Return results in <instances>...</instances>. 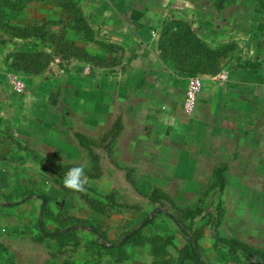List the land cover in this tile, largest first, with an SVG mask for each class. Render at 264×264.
Returning a JSON list of instances; mask_svg holds the SVG:
<instances>
[{
	"label": "rangeland",
	"instance_id": "rangeland-1",
	"mask_svg": "<svg viewBox=\"0 0 264 264\" xmlns=\"http://www.w3.org/2000/svg\"><path fill=\"white\" fill-rule=\"evenodd\" d=\"M133 3L146 9L147 35L104 46L55 52L37 39L26 48L0 31V264H264V159L253 149L262 144L241 143L187 102L194 76L226 82L252 63L264 79L253 61L264 55V0H135L130 15ZM50 5L15 22L59 19ZM179 21L226 46L217 72L184 73L164 57L161 33ZM23 49L50 57L23 70L11 65ZM152 90L163 100L143 99ZM80 164L86 190L66 189Z\"/></svg>",
	"mask_w": 264,
	"mask_h": 264
},
{
	"label": "crops",
	"instance_id": "crops-1",
	"mask_svg": "<svg viewBox=\"0 0 264 264\" xmlns=\"http://www.w3.org/2000/svg\"><path fill=\"white\" fill-rule=\"evenodd\" d=\"M125 1L123 4L120 3L121 1L118 2V0L80 1V5L99 41H106L111 36L116 38V35L120 33L128 35V33L133 32L138 38L147 35L148 27L143 20V14H146V9L136 8V3H133V11L132 15H130L129 7L131 2L135 0ZM51 4L50 6H55V4ZM32 7L21 14L29 12L33 9ZM260 36H263L260 42L261 46H257V48H264V34ZM117 42L122 44L123 41L118 40ZM262 52L264 53V50ZM150 55V50L144 49L142 51V56H144L146 61ZM99 56L105 58L102 54ZM253 61L256 66H261V70L264 68L263 54L259 56L256 54ZM250 64L252 67V63ZM251 67L243 65L232 70L230 78L226 82H220L217 77L212 75H203L204 81L198 97L196 111H198L200 119H206L213 125L225 127L227 133L230 132L241 143L262 144L261 147L257 146L253 149H256L255 152L257 151L260 157L264 159V79L259 80L255 77L258 76V73L252 72L251 69L254 70L255 68ZM147 82V80L142 81L145 84ZM141 85L143 84L139 86ZM136 87L137 81L134 83V89ZM142 94H144L143 99L146 100H153L154 97L163 100L161 97L163 95L162 92L152 90ZM142 94L139 95L140 100ZM165 98L164 102L168 99L167 97ZM214 142L215 139L212 143Z\"/></svg>",
	"mask_w": 264,
	"mask_h": 264
},
{
	"label": "trees",
	"instance_id": "trees-1",
	"mask_svg": "<svg viewBox=\"0 0 264 264\" xmlns=\"http://www.w3.org/2000/svg\"><path fill=\"white\" fill-rule=\"evenodd\" d=\"M81 0H0V31L10 39L24 40L25 46L32 47L34 41L41 39L49 41L54 45L53 51L65 52L67 50L79 49L77 43L80 41L87 44H99L104 46V41H99L94 29L91 27L81 5ZM53 3L59 9V19L46 20L41 26L38 20L26 21L25 23L15 22V17L22 12H26L36 3ZM51 24H58V31L50 30ZM164 26L161 33L159 49L166 59L172 60L176 69L181 72H191L193 74L205 71H216L220 68L215 62L223 55L226 46L211 47L194 29L185 21H179L167 29ZM172 32L170 40H166V33ZM7 38H0V44L7 41ZM42 53L45 57L50 54L41 50L29 51V49L18 50L12 53V63L14 67L30 70L42 61ZM54 53V52H53ZM75 54V53H74ZM87 59L95 58L92 55H84ZM50 61V60H48ZM213 66H212V65ZM41 70V69H40ZM150 220V219H147ZM147 222V221H144ZM191 253L202 263L199 250L191 244Z\"/></svg>",
	"mask_w": 264,
	"mask_h": 264
},
{
	"label": "clouds",
	"instance_id": "clouds-1",
	"mask_svg": "<svg viewBox=\"0 0 264 264\" xmlns=\"http://www.w3.org/2000/svg\"><path fill=\"white\" fill-rule=\"evenodd\" d=\"M86 165L80 164L69 169L63 178V185L66 189L75 192L86 190L85 185L88 183V177L85 173Z\"/></svg>",
	"mask_w": 264,
	"mask_h": 264
},
{
	"label": "built area",
	"instance_id": "built-area-1",
	"mask_svg": "<svg viewBox=\"0 0 264 264\" xmlns=\"http://www.w3.org/2000/svg\"><path fill=\"white\" fill-rule=\"evenodd\" d=\"M219 77L223 80H227L229 77V72L224 70L220 72ZM16 85V87L19 88L20 83H16ZM202 86L203 80L199 75L190 79L187 89V102L189 107L192 108L194 105H196Z\"/></svg>",
	"mask_w": 264,
	"mask_h": 264
}]
</instances>
